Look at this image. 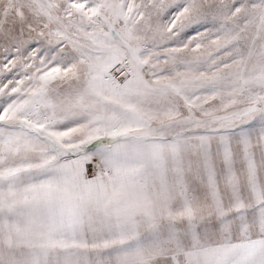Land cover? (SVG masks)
I'll list each match as a JSON object with an SVG mask.
<instances>
[{"label": "snow or ice", "instance_id": "snow-or-ice-1", "mask_svg": "<svg viewBox=\"0 0 264 264\" xmlns=\"http://www.w3.org/2000/svg\"><path fill=\"white\" fill-rule=\"evenodd\" d=\"M0 264H264V0H0Z\"/></svg>", "mask_w": 264, "mask_h": 264}]
</instances>
